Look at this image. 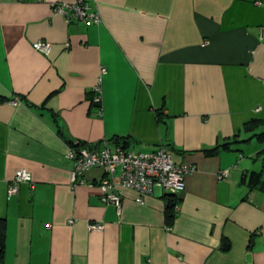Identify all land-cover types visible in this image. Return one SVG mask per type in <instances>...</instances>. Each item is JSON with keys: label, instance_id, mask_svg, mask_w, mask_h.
<instances>
[{"label": "crops", "instance_id": "obj_1", "mask_svg": "<svg viewBox=\"0 0 264 264\" xmlns=\"http://www.w3.org/2000/svg\"><path fill=\"white\" fill-rule=\"evenodd\" d=\"M72 1L0 0L3 264H264V177L241 183L264 166V142L243 130L264 119V0H94L98 23H66L52 3ZM116 136L194 167L183 189L155 186L140 204L121 188L118 212L100 200L103 168L72 185L71 143L113 150ZM19 168L33 185L8 196Z\"/></svg>", "mask_w": 264, "mask_h": 264}, {"label": "built area", "instance_id": "obj_2", "mask_svg": "<svg viewBox=\"0 0 264 264\" xmlns=\"http://www.w3.org/2000/svg\"><path fill=\"white\" fill-rule=\"evenodd\" d=\"M94 0H74L72 2H54L52 9L54 13L60 14L66 23L72 21H84L86 23H98L101 20L97 9L93 8L91 2ZM32 47L48 55L51 50V43L44 40H37ZM105 69L102 67L101 72ZM101 78L94 86L95 103L101 101ZM66 157L72 161L70 181L72 185L85 183L82 174L92 167H101L104 176L99 182L100 200L106 204H112L120 212L122 195L121 188H131L137 192L135 201L144 203V195L153 192L155 186L161 187L165 192L176 193L184 187V177L194 167L179 164L175 161L172 151L165 145L158 146L154 151L141 152L137 150H126L116 147L113 150L107 145L88 148H68ZM219 177L227 176L226 171L218 174ZM21 182L32 184V176L25 168L15 171L13 179L7 187L8 196L18 192V185ZM33 185V184H32ZM69 222L72 223V220ZM101 222L88 224L90 230H101Z\"/></svg>", "mask_w": 264, "mask_h": 264}, {"label": "trees", "instance_id": "obj_3", "mask_svg": "<svg viewBox=\"0 0 264 264\" xmlns=\"http://www.w3.org/2000/svg\"><path fill=\"white\" fill-rule=\"evenodd\" d=\"M7 100L5 97L0 96V102ZM28 106H32L30 103L26 102ZM264 126V119H250L249 121H246L243 124V130L246 132H252L251 137L255 138L257 141L264 142V130L260 131H255L258 127ZM237 138V135L235 136ZM233 142H238L236 139ZM114 143L116 145H120L119 147L121 149H128V137H114ZM231 143L226 142L222 145H217L211 149H205L204 153L207 156L211 155H216L218 152L222 149H227L229 148V145ZM71 147L73 148H80V147H88V148H96L100 146L96 145H89V146H84L80 143H71ZM262 177H264V166L262 170L256 172V171H251L247 175H243L241 178V183L247 184L250 187L256 186L261 180ZM168 203L166 207V213H167V221L168 223L172 222V219L174 217L178 199L174 195H168ZM5 237H6V221L4 218H0V264H3L4 261V244H5ZM250 243H252V239L250 240Z\"/></svg>", "mask_w": 264, "mask_h": 264}]
</instances>
